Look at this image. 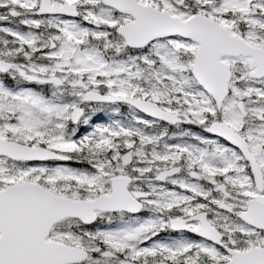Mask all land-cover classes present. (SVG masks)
I'll list each match as a JSON object with an SVG mask.
<instances>
[{
	"label": "snow or ice",
	"instance_id": "obj_1",
	"mask_svg": "<svg viewBox=\"0 0 264 264\" xmlns=\"http://www.w3.org/2000/svg\"><path fill=\"white\" fill-rule=\"evenodd\" d=\"M0 264H264V0H0Z\"/></svg>",
	"mask_w": 264,
	"mask_h": 264
}]
</instances>
